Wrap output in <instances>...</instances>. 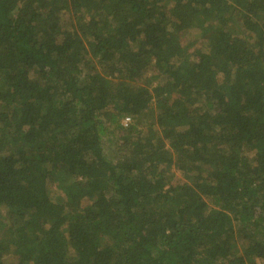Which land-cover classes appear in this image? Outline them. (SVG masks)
<instances>
[{
  "label": "trees",
  "instance_id": "trees-1",
  "mask_svg": "<svg viewBox=\"0 0 264 264\" xmlns=\"http://www.w3.org/2000/svg\"><path fill=\"white\" fill-rule=\"evenodd\" d=\"M0 223V264H264V0H0Z\"/></svg>",
  "mask_w": 264,
  "mask_h": 264
},
{
  "label": "rangeland",
  "instance_id": "rangeland-1",
  "mask_svg": "<svg viewBox=\"0 0 264 264\" xmlns=\"http://www.w3.org/2000/svg\"><path fill=\"white\" fill-rule=\"evenodd\" d=\"M182 41H184V37L182 36ZM111 148H112V144L111 143H108V142H105L104 143V151L107 153V154H110L111 152ZM175 175V174H174ZM176 176V177H175ZM173 178V181H176L177 178L179 177L178 174H176ZM1 224V223H0Z\"/></svg>",
  "mask_w": 264,
  "mask_h": 264
},
{
  "label": "built area",
  "instance_id": "built-area-1",
  "mask_svg": "<svg viewBox=\"0 0 264 264\" xmlns=\"http://www.w3.org/2000/svg\"><path fill=\"white\" fill-rule=\"evenodd\" d=\"M127 122H128V118H127V117H125V118L123 119V121H122V124H123V125H126V124H127Z\"/></svg>",
  "mask_w": 264,
  "mask_h": 264
}]
</instances>
